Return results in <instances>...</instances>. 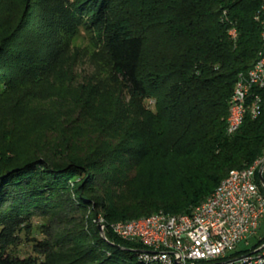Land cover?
Returning <instances> with one entry per match:
<instances>
[{"label": "trees", "instance_id": "16d2710c", "mask_svg": "<svg viewBox=\"0 0 264 264\" xmlns=\"http://www.w3.org/2000/svg\"><path fill=\"white\" fill-rule=\"evenodd\" d=\"M261 5L0 0V264H163L110 224L189 214L260 155L264 87L258 114L226 129L238 75L264 55ZM80 30L107 77L77 76L68 41ZM62 210L80 220L67 237L13 253L34 215Z\"/></svg>", "mask_w": 264, "mask_h": 264}, {"label": "built area", "instance_id": "2783aa9c", "mask_svg": "<svg viewBox=\"0 0 264 264\" xmlns=\"http://www.w3.org/2000/svg\"><path fill=\"white\" fill-rule=\"evenodd\" d=\"M241 90L251 92L253 100L254 83H247L244 78ZM259 172L263 181L259 179ZM243 181L245 196H237L236 181L218 189L217 198H213L204 210L187 214L185 220L133 223L132 228L118 226L114 234L119 238L120 235H128L129 241L150 250L146 257L170 262L181 260L207 264L221 259L223 264L243 256H254L257 260L258 255H264L263 237L256 240V246L250 251L235 257L227 258V255L236 249L251 247L250 239L255 237L264 216V159L251 171L250 178ZM159 242H170V249L159 250Z\"/></svg>", "mask_w": 264, "mask_h": 264}, {"label": "bare ground", "instance_id": "6f19581e", "mask_svg": "<svg viewBox=\"0 0 264 264\" xmlns=\"http://www.w3.org/2000/svg\"><path fill=\"white\" fill-rule=\"evenodd\" d=\"M262 10L264 11V0H262L261 5ZM233 33V32H232ZM264 33V32H263ZM263 57V56H262ZM260 57L251 68H249L245 73H240L238 79L234 85L233 92L230 98V106L227 115V133H233L241 124L243 117L250 113L251 116H255L259 111V96L254 93L252 100V93L248 91H242L241 87L244 83V78L247 83H254L255 89L264 87V60ZM256 74V78L254 79ZM246 102H248L246 104ZM234 123V128H233ZM264 159V146L261 150L260 155L249 165L239 168L231 169L227 172L226 176L220 181V183L215 187L213 192L208 195L199 205H197L191 212H197V210H204L206 206L213 200L217 198L218 189L226 188L230 186L231 183L237 182V196H245V181L250 178V173L259 165ZM190 212V213H191ZM187 214H167L162 211L154 212L146 216L139 218L126 220V221H116L110 224V230L112 233L117 231L118 226H125V228H132L134 224H146V223H155V222H166V221H176V220H185ZM102 220L99 221V224ZM121 239L129 241L128 235H120ZM170 242H159V250H169ZM163 264H205V263H190L181 260L166 261V259H157ZM223 264H264V255H258L256 260L254 256H243L241 259H232L224 261Z\"/></svg>", "mask_w": 264, "mask_h": 264}, {"label": "rangeland", "instance_id": "374dc122", "mask_svg": "<svg viewBox=\"0 0 264 264\" xmlns=\"http://www.w3.org/2000/svg\"><path fill=\"white\" fill-rule=\"evenodd\" d=\"M68 47L71 57L75 58L74 69L79 78L89 75L96 78L107 77L108 66L103 54L97 49V44L93 43L89 32L80 30L71 36ZM65 211L34 215L30 219L29 227L21 231L20 244L14 248L13 253L19 257L34 256L32 244L40 241L54 244L62 237H67L74 223L80 220L78 214ZM97 220L99 222L101 218ZM259 237H264V216L259 222L255 237L250 239V244L255 243Z\"/></svg>", "mask_w": 264, "mask_h": 264}, {"label": "water", "instance_id": "95a60500", "mask_svg": "<svg viewBox=\"0 0 264 264\" xmlns=\"http://www.w3.org/2000/svg\"><path fill=\"white\" fill-rule=\"evenodd\" d=\"M258 176H259V179H260L261 181H263V178L261 177L260 172H259ZM97 230H98L99 234H100L103 238H105L104 230H103V227H102L101 224L97 225ZM110 244H111V245H115V244H113V243H110ZM115 246L118 247V248H120V249H124L123 247H121V246H119V245H115ZM144 252H146V253H151V251L148 250V249H147V250H144Z\"/></svg>", "mask_w": 264, "mask_h": 264}]
</instances>
